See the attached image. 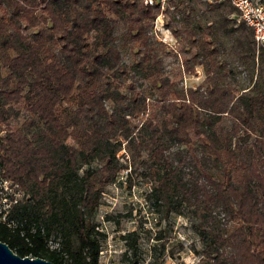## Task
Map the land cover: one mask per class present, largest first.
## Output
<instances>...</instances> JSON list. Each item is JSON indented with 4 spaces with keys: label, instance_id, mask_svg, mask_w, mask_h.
Returning a JSON list of instances; mask_svg holds the SVG:
<instances>
[{
    "label": "trees",
    "instance_id": "trees-1",
    "mask_svg": "<svg viewBox=\"0 0 264 264\" xmlns=\"http://www.w3.org/2000/svg\"><path fill=\"white\" fill-rule=\"evenodd\" d=\"M175 6L173 50L143 0H0V174L23 193L0 240L21 257L99 264L96 215L124 175L209 264H264V47L228 1ZM170 56L202 82L173 79ZM128 247L125 264L163 262L164 243Z\"/></svg>",
    "mask_w": 264,
    "mask_h": 264
},
{
    "label": "rangeland",
    "instance_id": "rangeland-1",
    "mask_svg": "<svg viewBox=\"0 0 264 264\" xmlns=\"http://www.w3.org/2000/svg\"><path fill=\"white\" fill-rule=\"evenodd\" d=\"M224 41L228 44L230 59L236 60L233 42L229 38H224ZM166 65L168 70L175 72L173 79L183 80L184 86L196 87L204 78L200 66L195 75L182 77L177 71L179 62L173 56L168 57ZM239 79L244 80V73L239 75ZM24 120L22 115L20 122ZM133 181L130 186L123 175L104 194L96 215V222L105 234L99 264H125V253L133 256L128 242L135 243L136 256L141 261L149 259L155 253L154 249L164 243L166 249L162 264H209L207 259L192 251L191 245L200 248V242L189 221L179 215L164 220L159 214L151 212L145 199L149 185L139 178ZM15 193L18 198L23 195L18 185L0 174V203L6 202L7 196H14ZM128 235L130 237L126 239ZM160 235L162 239H158ZM52 246L56 247L55 244Z\"/></svg>",
    "mask_w": 264,
    "mask_h": 264
},
{
    "label": "built area",
    "instance_id": "built-area-1",
    "mask_svg": "<svg viewBox=\"0 0 264 264\" xmlns=\"http://www.w3.org/2000/svg\"><path fill=\"white\" fill-rule=\"evenodd\" d=\"M146 6L158 7L160 12L155 21L153 33L157 39L169 48L176 50L179 44L169 25L170 13L176 9L178 0H143ZM212 2L213 0H205ZM230 2L238 11L239 20L245 22L253 31V37L257 46L264 47V0H221ZM16 193L13 198H6V202L0 203V213L7 214L17 201Z\"/></svg>",
    "mask_w": 264,
    "mask_h": 264
},
{
    "label": "water",
    "instance_id": "water-1",
    "mask_svg": "<svg viewBox=\"0 0 264 264\" xmlns=\"http://www.w3.org/2000/svg\"><path fill=\"white\" fill-rule=\"evenodd\" d=\"M0 264H54L44 258L21 257L6 242L0 240Z\"/></svg>",
    "mask_w": 264,
    "mask_h": 264
},
{
    "label": "crops",
    "instance_id": "crops-1",
    "mask_svg": "<svg viewBox=\"0 0 264 264\" xmlns=\"http://www.w3.org/2000/svg\"><path fill=\"white\" fill-rule=\"evenodd\" d=\"M202 69V68H201Z\"/></svg>",
    "mask_w": 264,
    "mask_h": 264
}]
</instances>
